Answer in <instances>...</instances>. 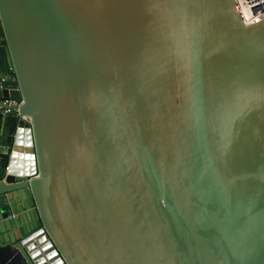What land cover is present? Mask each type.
<instances>
[{
  "label": "water",
  "instance_id": "water-1",
  "mask_svg": "<svg viewBox=\"0 0 264 264\" xmlns=\"http://www.w3.org/2000/svg\"><path fill=\"white\" fill-rule=\"evenodd\" d=\"M0 264H264V20L236 0H0ZM8 169V170H7Z\"/></svg>",
  "mask_w": 264,
  "mask_h": 264
},
{
  "label": "built area",
  "instance_id": "built-area-1",
  "mask_svg": "<svg viewBox=\"0 0 264 264\" xmlns=\"http://www.w3.org/2000/svg\"><path fill=\"white\" fill-rule=\"evenodd\" d=\"M236 2L247 25L264 20V0H236ZM2 106L6 107V109H3L4 115L16 113L19 120L31 124V118L23 116L20 113V104H17L9 99H5L2 95H0V108ZM7 264H10V262Z\"/></svg>",
  "mask_w": 264,
  "mask_h": 264
},
{
  "label": "crops",
  "instance_id": "crops-1",
  "mask_svg": "<svg viewBox=\"0 0 264 264\" xmlns=\"http://www.w3.org/2000/svg\"><path fill=\"white\" fill-rule=\"evenodd\" d=\"M0 42L1 43H5L6 42V38H5L3 29H2V26H1V21H0Z\"/></svg>",
  "mask_w": 264,
  "mask_h": 264
}]
</instances>
